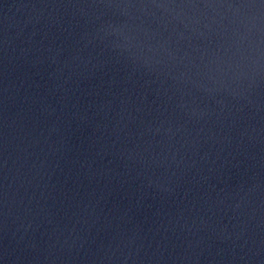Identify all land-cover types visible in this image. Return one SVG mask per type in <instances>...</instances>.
Masks as SVG:
<instances>
[{"label": "water", "instance_id": "95a60500", "mask_svg": "<svg viewBox=\"0 0 264 264\" xmlns=\"http://www.w3.org/2000/svg\"><path fill=\"white\" fill-rule=\"evenodd\" d=\"M0 264H264V0H0Z\"/></svg>", "mask_w": 264, "mask_h": 264}]
</instances>
